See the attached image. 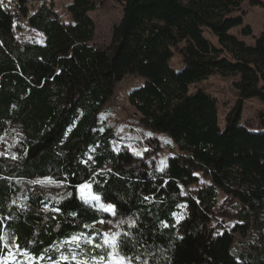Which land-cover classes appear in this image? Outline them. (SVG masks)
<instances>
[{"label": "trees", "instance_id": "1", "mask_svg": "<svg viewBox=\"0 0 264 264\" xmlns=\"http://www.w3.org/2000/svg\"><path fill=\"white\" fill-rule=\"evenodd\" d=\"M17 1L45 40L15 38L22 27L0 2V133L11 142L0 148L9 150L0 156V260L9 238L34 264L57 263L73 254L64 244L102 221L121 220L119 252L133 264H264V111L256 132L254 119L241 124L246 102L264 105V35L251 46L232 33L252 36L242 10L245 3L264 9V0H72L68 22L46 4L29 15L26 0ZM106 2L121 5L123 16L104 50L95 47L90 14ZM176 54L180 72L171 69ZM216 75L239 78L223 131L217 101L189 93ZM127 76L145 79L129 96L151 133L142 154L100 121ZM160 134L181 151L163 174ZM86 183L114 216L84 200L79 187ZM220 190L240 204L235 214L219 211ZM182 204L189 215L179 228L174 216ZM227 217L233 234H257L261 253L234 246ZM108 252L98 254L108 259Z\"/></svg>", "mask_w": 264, "mask_h": 264}, {"label": "rangeland", "instance_id": "2", "mask_svg": "<svg viewBox=\"0 0 264 264\" xmlns=\"http://www.w3.org/2000/svg\"><path fill=\"white\" fill-rule=\"evenodd\" d=\"M97 3H101V0H95ZM2 4L7 8L8 11L15 14L17 18V26L22 27L20 30L15 31V38L19 39L22 43L31 44H44L45 37L39 32L33 30L29 27L28 19L21 13L22 10L19 8V2L17 0H1ZM72 3V0H26L25 7L29 11V15H32L34 11L39 9L42 5L46 4L51 7L54 12H56L62 21H70V16H68V5ZM123 7L119 4L113 2H106L104 6H100L94 13L90 14L93 22L96 25V38L94 41L95 47L99 49H108L111 45L112 34L114 27L119 24L123 16ZM242 14L245 16V27H251L253 34L251 37L244 38L241 36L242 29H236L232 33L237 35L245 41L248 45L254 46L256 38L264 35V9L251 8L247 3H245ZM243 27V28H245ZM43 36V37H42ZM214 43H217L213 38L209 37ZM183 58L179 54L175 55V58L171 62V69L175 72H180L183 70ZM145 79L139 76H127L123 82L119 83L115 90L113 98L110 100L108 106L100 114V121L104 127H108L116 133L117 138L121 140L124 145H127L131 151L137 154H142L145 152L146 148L142 144L143 140L151 137V133L148 130H143L142 126L139 124V119H141L138 111L132 107L129 101L130 94L145 85ZM239 81L238 77H223L221 75L213 76L202 82H198L190 87V94H195L197 91L207 92L217 101L218 113H219V125L220 129L223 131L226 127V115H228L236 105L237 93L234 88V84ZM264 111V105L259 102V100H252L246 102L241 124L245 127L247 122L250 120H255L252 131H257L258 126H260V115ZM259 130V129H258ZM161 138V143L164 148L162 154L157 158L158 171L163 174L167 167V159L174 154H181L179 147L173 143L174 141L166 134L158 135ZM7 137L0 133V148L8 147L11 143L10 140L4 144ZM115 145V144H114ZM117 146V145H116ZM115 150L117 148L114 146ZM9 149V147H8ZM1 151L0 156H9V150ZM110 170V168H108ZM107 171V170H105ZM89 188H85L83 193L80 191V195L83 196L84 200L90 204L95 205V208L101 210L100 205L103 204L107 207V204L101 202V200H94L92 184ZM200 185H194L190 188H183L182 194L186 195L192 191H198L203 187L208 185L207 182H203ZM80 190V187H79ZM219 211L227 213V215H233L240 208L238 202L230 203L227 196L220 190L219 191ZM114 208V207H113ZM104 211V210H102ZM114 216L115 210L113 212H107ZM189 215V208L187 204H182L180 206V212L176 214L177 225L180 228L184 220ZM220 222V220H219ZM235 225L234 221L230 218H226L225 229L228 230L229 237L234 239V246L238 248V244L247 243L249 245V251L253 253H261L260 245L258 242V236L255 232L251 231L246 237L241 234H233L232 228ZM91 234H86L81 237L75 238L66 244L64 247H68L72 251V255L64 254L61 260L53 264H133L128 258L123 257L119 252L118 240L123 234V223L122 221H102L96 224L90 229ZM7 249L9 253L0 260V264H34L35 261L30 257L23 256L18 252L17 246L14 241L9 238H5ZM83 245L88 246L91 250L90 253L83 254L78 251L83 248ZM104 247L108 248L109 255L104 257L98 253Z\"/></svg>", "mask_w": 264, "mask_h": 264}, {"label": "snow or ice", "instance_id": "3", "mask_svg": "<svg viewBox=\"0 0 264 264\" xmlns=\"http://www.w3.org/2000/svg\"><path fill=\"white\" fill-rule=\"evenodd\" d=\"M90 186L89 185H82V186H80V191H81V193H83V190L85 189V188H89ZM93 199L94 200H99L100 199V197H97V196H93ZM100 208H101V210H104V211H107V212H113L114 211V208H113V206L112 205H107V207H105L103 204H101L100 205ZM120 247L121 248H124V247H126V244H121L120 245ZM117 264H120V262H117Z\"/></svg>", "mask_w": 264, "mask_h": 264}]
</instances>
